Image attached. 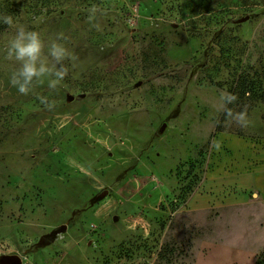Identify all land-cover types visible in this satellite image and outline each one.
<instances>
[{
	"label": "rangeland",
	"instance_id": "obj_1",
	"mask_svg": "<svg viewBox=\"0 0 264 264\" xmlns=\"http://www.w3.org/2000/svg\"><path fill=\"white\" fill-rule=\"evenodd\" d=\"M0 15L77 56L58 89L21 95L0 23V264H264V0H0ZM225 92L246 128L225 126Z\"/></svg>",
	"mask_w": 264,
	"mask_h": 264
},
{
	"label": "clouds",
	"instance_id": "obj_2",
	"mask_svg": "<svg viewBox=\"0 0 264 264\" xmlns=\"http://www.w3.org/2000/svg\"><path fill=\"white\" fill-rule=\"evenodd\" d=\"M0 23L14 30L6 46V58L18 65L10 74V84L19 94L25 96L33 93L45 82L50 90L58 89L69 72L65 62L74 64L77 60V56L60 42L64 39L63 34H57L46 44L38 31L31 30L18 19L14 20L11 15H0ZM40 99L49 109L54 107L53 103L48 102L47 97ZM237 99L238 97L231 93L221 94L220 101L225 114L224 124L227 127L235 124L246 128L249 125L246 109L237 111L227 107L229 104H234Z\"/></svg>",
	"mask_w": 264,
	"mask_h": 264
},
{
	"label": "water",
	"instance_id": "obj_3",
	"mask_svg": "<svg viewBox=\"0 0 264 264\" xmlns=\"http://www.w3.org/2000/svg\"><path fill=\"white\" fill-rule=\"evenodd\" d=\"M65 228L66 226L64 225V227L61 230ZM4 264H21V259L19 255L17 256V254H9L6 256V261L4 262Z\"/></svg>",
	"mask_w": 264,
	"mask_h": 264
},
{
	"label": "trees",
	"instance_id": "obj_4",
	"mask_svg": "<svg viewBox=\"0 0 264 264\" xmlns=\"http://www.w3.org/2000/svg\"><path fill=\"white\" fill-rule=\"evenodd\" d=\"M222 128H219V125H218V127H217V130H221Z\"/></svg>",
	"mask_w": 264,
	"mask_h": 264
},
{
	"label": "crops",
	"instance_id": "obj_5",
	"mask_svg": "<svg viewBox=\"0 0 264 264\" xmlns=\"http://www.w3.org/2000/svg\"><path fill=\"white\" fill-rule=\"evenodd\" d=\"M249 168V167H248ZM248 196V195H247ZM240 201V200H239Z\"/></svg>",
	"mask_w": 264,
	"mask_h": 264
}]
</instances>
